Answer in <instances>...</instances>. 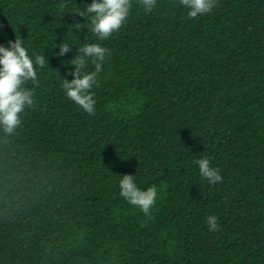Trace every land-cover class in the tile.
I'll return each instance as SVG.
<instances>
[{
	"label": "trees",
	"instance_id": "trees-1",
	"mask_svg": "<svg viewBox=\"0 0 264 264\" xmlns=\"http://www.w3.org/2000/svg\"><path fill=\"white\" fill-rule=\"evenodd\" d=\"M84 7L0 0V43L46 56L33 105L0 135V264H264V0L195 18L181 0H132L106 40L74 27ZM85 41L110 50L92 114L61 87ZM203 156L222 181L201 176ZM122 174L156 187L151 215L119 195Z\"/></svg>",
	"mask_w": 264,
	"mask_h": 264
},
{
	"label": "clouds",
	"instance_id": "clouds-1",
	"mask_svg": "<svg viewBox=\"0 0 264 264\" xmlns=\"http://www.w3.org/2000/svg\"><path fill=\"white\" fill-rule=\"evenodd\" d=\"M144 11L151 12L157 0H141ZM86 7L78 9L86 18L87 23L77 22L74 27H87L100 40H106L111 34L118 31L127 19L132 0H81ZM181 4L188 9L187 15L195 18L210 12L214 7V0H181ZM63 9V5H61ZM74 43H60L58 56L65 55ZM110 54V50L97 42H83L78 45L74 57L68 61L74 67L70 71L72 79L64 77L62 89L64 94L85 112L92 114L95 110L94 93L91 91L97 82V75L103 70V64ZM46 56L32 52L25 46L24 41L16 35L7 43H0V135L4 138L14 134L21 124V114L34 103L33 89L26 87L28 81L36 82L37 71L35 66L45 64ZM48 60V59H47ZM94 65V70H86L88 63ZM199 173L209 184L222 181L220 170L211 166L207 156L195 159ZM119 195L129 204L137 206L145 215H151V208L157 198L155 186L141 188L137 185L134 174H122L119 181ZM209 230L218 227L216 215L207 217Z\"/></svg>",
	"mask_w": 264,
	"mask_h": 264
}]
</instances>
